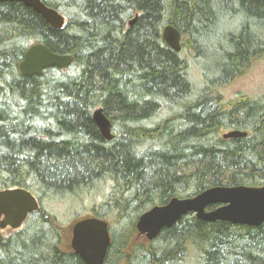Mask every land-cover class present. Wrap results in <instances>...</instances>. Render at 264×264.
<instances>
[{
	"label": "trees",
	"instance_id": "obj_1",
	"mask_svg": "<svg viewBox=\"0 0 264 264\" xmlns=\"http://www.w3.org/2000/svg\"><path fill=\"white\" fill-rule=\"evenodd\" d=\"M42 2L62 28L21 3L0 5V191L25 189L39 205L21 229L0 232V264H84L63 237L83 216L108 223L104 264H264V223L188 214L150 242L136 231L173 198L264 186V92L223 93L264 57V0ZM167 25L178 52L163 41ZM34 44L73 62L22 76ZM230 131L246 137L223 139Z\"/></svg>",
	"mask_w": 264,
	"mask_h": 264
},
{
	"label": "water",
	"instance_id": "obj_2",
	"mask_svg": "<svg viewBox=\"0 0 264 264\" xmlns=\"http://www.w3.org/2000/svg\"><path fill=\"white\" fill-rule=\"evenodd\" d=\"M21 3L40 15L54 29L64 26L65 18L59 12L47 7L42 0H0L5 3ZM136 17L129 22L131 26ZM163 41L170 49L180 50V34L173 26L167 25L162 31ZM73 62L71 56L51 53L42 44L30 46L18 65L22 76H40L44 70H64ZM92 120L100 135L111 141V123L101 109L92 114ZM223 139L246 137V133L231 131ZM214 206L212 210L208 207ZM36 198L22 188L0 191V231L19 230L29 214L38 211ZM193 214L206 223L226 222L231 225L257 227L264 223V186L215 187L189 198H173L164 206H156L142 214L136 222L137 237L146 241L154 240L164 228H170L181 218ZM70 248L84 264H104L110 246L108 223L94 217H84L70 226Z\"/></svg>",
	"mask_w": 264,
	"mask_h": 264
},
{
	"label": "rangeland",
	"instance_id": "obj_3",
	"mask_svg": "<svg viewBox=\"0 0 264 264\" xmlns=\"http://www.w3.org/2000/svg\"><path fill=\"white\" fill-rule=\"evenodd\" d=\"M198 67L196 65L192 66L191 74L192 79L197 84L200 79ZM264 92V57L258 58L255 60L250 69L246 71L242 76L237 78L233 83L229 84L224 90V98L225 100H229L235 96L237 93H243L247 95H260ZM86 217V216H83ZM72 222L66 225L64 228L63 237L65 238V242L70 241V226ZM11 229H5L0 231L4 235H8L12 232ZM139 240L146 241L144 237H137ZM148 242V241H146Z\"/></svg>",
	"mask_w": 264,
	"mask_h": 264
},
{
	"label": "bare ground",
	"instance_id": "obj_4",
	"mask_svg": "<svg viewBox=\"0 0 264 264\" xmlns=\"http://www.w3.org/2000/svg\"><path fill=\"white\" fill-rule=\"evenodd\" d=\"M208 65V64H207ZM205 66H206V64H205ZM190 67V66H189ZM191 68V67H190ZM187 260V259H186ZM185 263V262H184Z\"/></svg>",
	"mask_w": 264,
	"mask_h": 264
}]
</instances>
